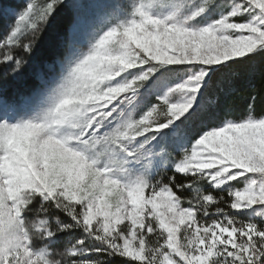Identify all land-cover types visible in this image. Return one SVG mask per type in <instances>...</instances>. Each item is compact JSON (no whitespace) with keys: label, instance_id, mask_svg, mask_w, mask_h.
<instances>
[{"label":"snow or ice","instance_id":"obj_1","mask_svg":"<svg viewBox=\"0 0 264 264\" xmlns=\"http://www.w3.org/2000/svg\"><path fill=\"white\" fill-rule=\"evenodd\" d=\"M64 9L72 21L63 32ZM0 264H264V0L0 3ZM53 31L37 87L9 96Z\"/></svg>","mask_w":264,"mask_h":264},{"label":"trees","instance_id":"obj_2","mask_svg":"<svg viewBox=\"0 0 264 264\" xmlns=\"http://www.w3.org/2000/svg\"><path fill=\"white\" fill-rule=\"evenodd\" d=\"M72 12L67 9L65 12H61L60 16L56 21V30L63 32L64 29L70 24L68 19L70 18ZM47 32L43 39L40 40L39 46L35 50V54H39L36 51L39 49L42 53H49L39 55V57L44 56L40 62H49L51 61V55H53V34L48 35ZM44 43L46 46H44ZM51 54V55H50ZM42 58V57H41ZM249 71L243 72L241 76L235 79L231 88L227 86L224 87V90H220L217 87H213L212 93L219 94L220 103L218 105L217 113L220 117L223 114L233 117H240L245 114V109L248 104L247 97L253 93L255 90L256 95L259 97L256 104V112L259 113L264 111V57H258L252 64L248 66ZM37 82L33 80L29 84L34 86ZM229 110V111H228ZM222 113V115H221Z\"/></svg>","mask_w":264,"mask_h":264},{"label":"rangeland","instance_id":"obj_3","mask_svg":"<svg viewBox=\"0 0 264 264\" xmlns=\"http://www.w3.org/2000/svg\"><path fill=\"white\" fill-rule=\"evenodd\" d=\"M26 0H0V3L5 4V6H10L12 8H20L23 7ZM78 3L82 5V14H81V22L84 25L85 28H87L93 20L94 14L97 11V6L107 3V0H77ZM66 9H64L62 12H65ZM68 11H71L70 9H67ZM11 17L0 14V37L4 35V32L6 30V27L8 23H10ZM68 21L71 23L72 21V14ZM48 35L53 34L52 30L48 31ZM43 39V37H42ZM44 46L46 44L44 43ZM59 49L54 46L53 47V55H51V59L53 60L55 56L58 54ZM39 54L33 55L31 58H29V63L22 69V71L15 76L14 78H9L7 81L3 82V87L6 91V94L11 96L20 94V93H26L30 91L31 89L37 87V83L34 86H31L29 84L33 80L36 81L35 76L36 73L44 68V65L46 62H40L44 56L39 57V55L43 54H49V53H42L39 51V49L36 51ZM41 59V60H40ZM7 71V69L0 68V76L3 75V72ZM229 111V110H228ZM220 114L217 113V116ZM222 115V113H221ZM226 114H223V116ZM229 115H231L229 113Z\"/></svg>","mask_w":264,"mask_h":264}]
</instances>
